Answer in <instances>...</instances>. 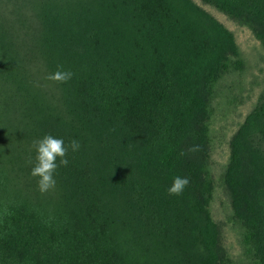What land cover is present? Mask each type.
<instances>
[{"label": "trees", "instance_id": "obj_1", "mask_svg": "<svg viewBox=\"0 0 264 264\" xmlns=\"http://www.w3.org/2000/svg\"><path fill=\"white\" fill-rule=\"evenodd\" d=\"M201 1L264 44V0ZM202 16L190 0H0V264H222L206 207L210 179L196 153L180 155L196 131L175 127L147 156L121 142L133 104L169 103L173 80L184 81L177 57L188 45L195 67L176 112L200 122L196 85L210 81L231 42L217 23L213 44L183 41ZM58 66L74 73L67 83L45 79ZM262 111L264 92L255 115ZM49 134L81 147L41 194L30 175L32 145ZM176 176L190 183L169 196L163 190ZM224 181L255 264H264V213L242 180L235 147Z\"/></svg>", "mask_w": 264, "mask_h": 264}, {"label": "rangeland", "instance_id": "obj_2", "mask_svg": "<svg viewBox=\"0 0 264 264\" xmlns=\"http://www.w3.org/2000/svg\"><path fill=\"white\" fill-rule=\"evenodd\" d=\"M190 1L207 16L197 19L199 26L191 38H187V32H184L183 41L190 39L196 44L203 37L204 43L213 44L220 36L217 24L231 34L230 47L224 48L213 77L196 85L202 99L197 114L200 122L195 124L184 120L176 112L180 109L178 96L184 91L187 76L195 67V59L187 54L191 47L188 45V49L177 57L181 61L178 74L184 81L173 80L169 103L163 108L157 107L152 97L134 102L131 107L134 116L129 118L131 121L121 142L125 150L134 148L147 156V152L159 146V141L175 127H180L184 134L196 131L189 147L200 146L196 154L201 159L202 175L210 179L206 207L216 224L222 264H255L257 258L253 244L245 239L244 223L232 210L224 172L230 150L235 147L242 180L250 187L252 185L264 213V111L255 115V105L264 92V44L246 25L235 22L214 6L201 0ZM150 140H154V144L149 147ZM153 201L155 204L154 197Z\"/></svg>", "mask_w": 264, "mask_h": 264}, {"label": "clouds", "instance_id": "obj_3", "mask_svg": "<svg viewBox=\"0 0 264 264\" xmlns=\"http://www.w3.org/2000/svg\"><path fill=\"white\" fill-rule=\"evenodd\" d=\"M74 73L62 70V66H58V70L48 74L45 79L55 84H64L70 81ZM35 150V164L30 170V175L37 178V190L41 194H45L55 188L56 180L54 174L59 166H67L69 164V152H77L81 144L75 139H69L67 145L63 138H57L53 135H45L35 140L32 145ZM200 150L199 145H192L186 151L182 150L180 155L186 153H196ZM59 159V164L57 160ZM190 179L187 176H176L173 178L171 185L167 189L169 196H180L185 188L189 185Z\"/></svg>", "mask_w": 264, "mask_h": 264}]
</instances>
